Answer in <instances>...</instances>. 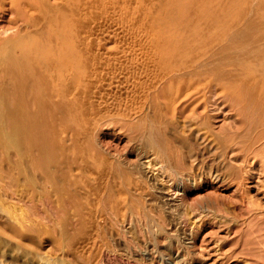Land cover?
<instances>
[{
    "label": "bare ground",
    "instance_id": "6f19581e",
    "mask_svg": "<svg viewBox=\"0 0 264 264\" xmlns=\"http://www.w3.org/2000/svg\"><path fill=\"white\" fill-rule=\"evenodd\" d=\"M140 142L145 167L181 148L200 158L183 202L210 186L249 197L264 170V0H0V201L57 221L65 255L50 264H140L136 237L158 226L129 192ZM8 226L33 264L36 242Z\"/></svg>",
    "mask_w": 264,
    "mask_h": 264
},
{
    "label": "rangeland",
    "instance_id": "374dc122",
    "mask_svg": "<svg viewBox=\"0 0 264 264\" xmlns=\"http://www.w3.org/2000/svg\"><path fill=\"white\" fill-rule=\"evenodd\" d=\"M218 124L219 123H217V126ZM140 143L135 144V146L133 145V149L135 148L136 150H134L135 152L133 154L139 155L136 158L133 157L134 161H132V166H134L131 169V171L134 170L132 173L133 182L131 183V187H129L131 188L129 192L134 195V197L136 196V204L154 213V216H156L154 220L158 221V218H161L159 222L154 221L157 223V227L155 226L148 229V227L140 225V228L144 226L143 228L146 229L138 228L144 236L136 237V247H138V249L135 250V252H131V257L133 256L132 259L135 258L140 264H264V170L258 168L255 173V176L258 177V181L254 179L252 183H248L247 191L249 194L248 198L251 197L250 199L242 198L241 193H233V188L230 190L216 191L214 187L210 186L205 187V191H191L192 193L189 194L188 199L183 202L182 196L185 192L183 191L184 188L190 187L193 189L194 179L195 184H197L200 181L198 178L200 173L204 174L203 171L206 172V169L199 166L201 165L200 158L198 157L197 160H195L196 158H194L192 151L189 153L190 150L181 148L183 159H171L170 161L162 159V162H159V164L156 163L152 168L145 167L146 160L143 159L140 152L150 154L152 149L149 147L147 151H144L146 147H142L144 144L142 142ZM122 152L123 151L120 150V153ZM139 156H141L142 159ZM225 159L226 163L231 164L232 161H230L228 157ZM182 164L185 166H182ZM237 164L233 162L231 165L237 166ZM255 167L257 168V164ZM2 191L0 185V194ZM119 191L121 192L118 194L122 193L123 190ZM206 195L213 198H208V200L202 199L204 196L206 197ZM0 204L1 209H3L0 215L6 226L5 229H2L0 226V246L4 243L11 246H5V250L7 248H12V256L14 259L16 258V261H9L0 249V264H22L18 258V256L21 255L20 243L18 244L17 242L14 244V231H11V227L8 225L14 226L17 233L22 232L23 234L30 235L34 242H36L37 248H39L36 249L37 257H33L36 251L33 252L32 249H30L28 252L29 254L27 253L26 255L29 259L33 255V259L35 258V261H32L34 262L33 264H50L52 262L51 260H54V258L60 255L61 252L58 250L59 247L57 243H54L58 235L56 236L55 234L56 231H54V226H52L53 228L51 227L53 223H57L55 219L49 222V219L47 220L45 215L42 218L41 215L36 214L34 211L29 212L28 209L23 206L22 202L17 200L10 201V206L8 204L4 205V202L1 201ZM125 210L129 212L128 206ZM134 226L135 225L132 227L134 231L132 228L130 229L128 224L125 225L123 229L126 233L128 231L127 229H129V233H132L135 232L136 229ZM28 229L32 233L28 232ZM145 230L146 232H144ZM107 236H109V240ZM114 236L115 232L113 230L110 229L106 231L107 241L115 243L113 239ZM152 236L154 239L151 238ZM8 239H13V242ZM121 247H119V245L115 247L116 256L120 258H129L130 255L126 257V253L120 249ZM65 258L67 257L65 256Z\"/></svg>",
    "mask_w": 264,
    "mask_h": 264
}]
</instances>
